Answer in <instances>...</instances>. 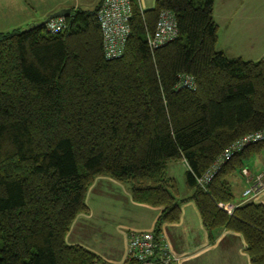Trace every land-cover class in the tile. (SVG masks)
<instances>
[{"label": "trees", "instance_id": "16d2710c", "mask_svg": "<svg viewBox=\"0 0 264 264\" xmlns=\"http://www.w3.org/2000/svg\"><path fill=\"white\" fill-rule=\"evenodd\" d=\"M102 3L73 10L57 35L46 27L0 33V264H105L66 242L100 177L162 209L154 231L162 237L187 202L168 177L180 161L206 231L242 235L251 263L264 264V204L232 217L219 208L233 204L232 180L264 144L236 155L207 190L197 183L232 144L264 130V60L218 51L215 0H157L146 12L133 2L124 55L108 61ZM163 11L174 14L178 36L152 50ZM183 76L194 90L181 86Z\"/></svg>", "mask_w": 264, "mask_h": 264}, {"label": "crops", "instance_id": "0c3cea01", "mask_svg": "<svg viewBox=\"0 0 264 264\" xmlns=\"http://www.w3.org/2000/svg\"><path fill=\"white\" fill-rule=\"evenodd\" d=\"M44 1L45 0H43V2ZM6 2V13L9 15H15V12L20 10H23L24 12L26 11L25 7L21 8L18 5L19 3L17 0H8ZM156 2L154 6H146L144 0H139V5L142 12H146L154 9ZM216 2L217 0H215V4ZM250 2H252V0H250ZM222 3L223 2L220 1V5H222ZM245 6H249V1H247ZM80 7H84V4H78L77 6L72 7L68 4L67 0H55L52 4L50 3L48 7L44 8L42 11L40 10V13L34 12L29 16H25V18H23L24 22H21V24H19L21 26L18 25L17 27L19 28L14 31L20 30L23 27L28 28L29 26L36 25L37 23L46 20L52 14L63 9H71L73 11L79 10ZM238 7H241L242 9L244 4L242 2L230 3L225 0L226 11L229 9H237ZM214 19L219 27L217 48L221 43L222 32H225V35L227 36L226 37L223 34L225 46L218 49V51L223 52L229 59H242L245 62L253 63L264 60V21L255 25L244 22L238 17V20L236 19V24H232L229 19L222 17L217 18L216 8H214ZM0 33L9 32L6 31L4 27L0 26ZM245 44L249 47L247 55L242 54V52H236L237 49L230 52V49L232 50L235 46L242 47ZM263 152L264 150H262L260 154L251 158L254 162L253 165H255L253 169L252 166L248 167L246 165L243 170L247 171L248 176H244L242 173L241 177L246 178L249 184H251V180L264 172ZM180 162H183L187 167V172L185 174L186 183V175L190 171V168L185 161ZM168 177L175 181L171 175H168ZM116 188H124L126 198L129 200V205H125L126 201L123 197H119L115 194L114 189ZM97 190L103 191L101 195L108 198V200L117 202L120 207H116L115 209L121 212L122 214H120V217H122L123 220H126V225L123 227L124 231L120 233L121 238L119 239V244L109 237L101 239V236H98L100 235L98 231L93 228H96V226H90V228H88L89 225L86 224V222H90L93 219L89 207L90 212L88 214L80 215L73 224L67 235L66 242L69 246H82L86 248L96 254L105 264H131L127 260L128 235L133 231H155L157 221L163 210L136 204L132 200L130 189L127 188L126 185L120 184L110 178L100 177L96 179L94 185L90 188L88 195ZM192 195L193 192L187 187V195H184V200H182H187V202L182 206V216L179 223L164 225L161 233V236L170 243L174 253L182 259L181 264H196V261H199V264H252L250 257L246 252L247 246L242 235L228 230H220L213 235H210L206 231L196 204L189 201ZM250 203L264 204V194L246 204ZM188 210L192 211V217L188 215ZM108 218V214L103 215L104 222L108 221ZM194 218H196L197 224ZM145 221H147V223H145ZM99 230L102 231V228L100 227ZM218 250H223L224 254L222 257H208L210 254H213V252Z\"/></svg>", "mask_w": 264, "mask_h": 264}, {"label": "built area", "instance_id": "2783aa9c", "mask_svg": "<svg viewBox=\"0 0 264 264\" xmlns=\"http://www.w3.org/2000/svg\"><path fill=\"white\" fill-rule=\"evenodd\" d=\"M133 2L139 3V0H103L97 13L103 34L105 57L108 61L120 59L124 55L131 32ZM45 27L47 33L51 35L60 34L66 30V19H56ZM177 36L178 28L174 14L163 11L154 35L148 37V44L152 50H156L174 41ZM181 86L194 90L195 80L183 76ZM256 144H264V130L243 137L226 149L213 167L202 178L197 179L198 186L207 190L224 165ZM243 175L248 176L247 171H243ZM262 194H264V175H259L251 180V187L242 194L243 202L237 205L219 204V208L232 217L238 208ZM127 260L133 264H181L182 262V259L174 253L170 243L163 237H157L154 231H133L128 235Z\"/></svg>", "mask_w": 264, "mask_h": 264}, {"label": "rangeland", "instance_id": "374dc122", "mask_svg": "<svg viewBox=\"0 0 264 264\" xmlns=\"http://www.w3.org/2000/svg\"><path fill=\"white\" fill-rule=\"evenodd\" d=\"M8 0H0V26L4 27L6 31L14 32L15 29H18L17 27L21 22L23 21V18L25 16H29L33 14L34 12L40 13V10L42 11L44 8L48 7L49 4L55 0H17L18 5L23 8L25 7L26 11L24 12L23 10L16 11L15 15H9L6 13V4ZM220 1H222V5H220ZM247 1H249V6H245L247 4ZM68 4L70 6H77L78 4H84V7H80V10L83 11H93L101 2L102 0H67ZM156 0H144V3L146 6H154ZM227 2L230 3H243L244 7L241 9V7H238L237 9H229L225 10V0H217L215 4L216 8V17L217 18H226L229 19L232 24H236V21L241 18L242 21L251 23V24H260L262 21H264V0H230ZM93 4V6H92ZM237 19V20H236ZM45 21V20H44ZM44 21H41L40 23H37L36 25L42 24ZM15 26V27H14ZM21 26V25H19ZM32 27L29 26L28 28L23 27L20 29V31H25L29 30ZM225 32H222L221 35V43L220 46L217 49L223 48L224 45V35ZM226 36V35H225ZM227 37V36H226ZM247 44L243 45L242 47H237L235 46L231 51H234L235 49L236 52H242V54H246L249 50V47L246 46ZM264 47V46H263ZM262 157L264 158V152ZM245 166L247 165L248 167L253 165V160H246L245 161ZM187 172V167L183 162H177V163H172L170 164L168 168V175H171L172 178L175 179L178 187V192H179V200H184L183 196L187 195V187L185 183V174ZM258 175V174H257ZM260 175H264L260 174ZM259 176V175H258ZM232 186H233V193L235 196V200L233 201V204H239L243 201L242 194L244 193L245 190L251 187V184L248 183V180L246 178H242L240 175L236 177L235 179L232 180ZM129 188L128 186H126ZM115 194L119 197H123L126 201L125 205H129V200L126 198V192L124 188H116L114 189ZM103 191H96L94 193H91L90 195L87 196V205L90 208L92 212L93 219L90 222H86V224L90 226H96L93 227L95 230L98 231L101 236V239L103 238H111L114 242H117L119 244V239L121 238L120 233L124 231V226L126 225V220H123L122 217H120L121 212L117 211L115 208H119L120 206L117 204L115 201H110L108 198L104 197L101 195ZM106 192V191H104ZM131 195V191H130ZM132 196V195H131ZM133 200V199H132ZM188 215L192 217V211L188 210L187 211ZM108 214L109 218L107 219L108 221L104 222L103 215ZM196 221V218H194ZM147 223V221H145ZM197 224V221H196ZM193 226V224H192ZM102 228V231L99 230V228ZM197 236V235H196ZM199 237V235H198ZM103 243V242H102ZM224 254L223 250H218L213 252V254H210L208 257H222ZM196 264H199V261H196Z\"/></svg>", "mask_w": 264, "mask_h": 264}, {"label": "water", "instance_id": "95a60500", "mask_svg": "<svg viewBox=\"0 0 264 264\" xmlns=\"http://www.w3.org/2000/svg\"><path fill=\"white\" fill-rule=\"evenodd\" d=\"M73 11L71 9H63L57 13L52 14L51 16H49L42 24L40 25H32L31 27H35V28H40V27H45L48 23H50L51 21H54L56 19H69L72 15Z\"/></svg>", "mask_w": 264, "mask_h": 264}]
</instances>
